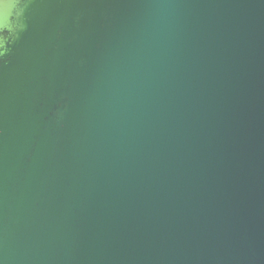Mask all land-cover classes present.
<instances>
[{"label": "water", "instance_id": "1", "mask_svg": "<svg viewBox=\"0 0 264 264\" xmlns=\"http://www.w3.org/2000/svg\"><path fill=\"white\" fill-rule=\"evenodd\" d=\"M0 264H264V0H0Z\"/></svg>", "mask_w": 264, "mask_h": 264}]
</instances>
